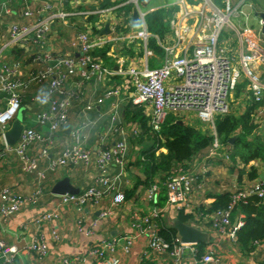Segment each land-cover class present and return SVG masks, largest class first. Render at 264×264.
I'll list each match as a JSON object with an SVG mask.
<instances>
[{
    "label": "built area",
    "instance_id": "obj_1",
    "mask_svg": "<svg viewBox=\"0 0 264 264\" xmlns=\"http://www.w3.org/2000/svg\"><path fill=\"white\" fill-rule=\"evenodd\" d=\"M249 0H176L167 8H173L172 17L168 21L169 40L164 37L157 43L163 50V62L153 68L138 70L135 67L117 70L107 67L103 62L92 55V51L101 47L105 39L93 33L95 26L87 27L75 37L77 56L57 57L52 64L43 70L29 72L27 80L22 83L14 79L21 70L19 63L0 66V95L7 98L6 108L0 110V134L16 117L21 110L22 99L20 88H26L31 84L41 86L44 89L47 101V110L39 112L36 121L41 126H47L49 131L55 132L66 125L68 111L72 98L75 97L65 89L67 78L79 75L82 80L88 81L98 78L105 81L112 76H125L130 79L133 91L129 96L133 105L145 104L151 107L149 114V126L154 132L172 114L179 117L180 114L193 112L199 122L205 126V133L212 137V146L203 157L201 177L207 172L209 164L213 160H230V151L218 140L215 122L218 118L229 114L235 115L237 103L233 100V94L238 86L242 87L243 98L248 104H254L251 112V120L255 124L264 123V83L261 80L260 70L264 68V35L260 27L257 31L250 27L234 24L243 14L242 6ZM137 6L138 0H131ZM250 6V5H249ZM48 6L42 7L41 12H47ZM139 11V24L133 39H138L143 47L145 56H151L152 51L147 48V39L150 34L146 31L145 15ZM5 13H9L7 10ZM40 13V12H38ZM31 12L25 11L22 16L29 18ZM65 14H47L45 18L33 24H14L9 26V43H16L22 39L31 40L35 44L44 41L50 32L51 23L56 18H64ZM0 43V54L4 49ZM112 92H106L110 96ZM98 99L97 103H101ZM234 102V103H233ZM247 106L241 109V115ZM92 105H86L90 110ZM116 116V112H114ZM236 116V115H235ZM86 127V126H85ZM83 128V126H82ZM80 129L75 131L78 135ZM106 132L100 142L105 143ZM38 133L31 128L24 127L19 140L11 148L3 143L5 149H13L20 161L22 173L34 174L38 179L37 187L30 197V202L35 204L42 194L41 182L45 180V173L40 170L36 158L27 155V150L32 143L43 141ZM4 141V138H3ZM48 143V144H47ZM45 147L40 153L41 157L48 154L50 141L45 140ZM128 145L125 140H118L108 146L99 149L93 156L92 153L80 146L64 149L60 156L48 163V170H54L63 165H89L93 158L98 169V175L92 186L77 195L65 194L59 196L63 205L73 204L78 211L86 205H98L104 196L113 194L112 206L124 203V195L115 188L114 180L110 176L111 166L120 170L124 169L127 162ZM258 162V161H257ZM257 162L254 163L257 169ZM259 179L251 182L247 187H238L232 190L231 201L227 209L217 210L212 213L198 211L199 221L208 220L214 231L236 246V231L242 223L232 225L231 212L250 196L264 199V172H259ZM198 173L190 167L184 170L179 167L163 182H155L146 189L143 201L155 202L156 196L162 191L165 193V205L163 208L174 210L188 208V203L197 185ZM1 180V172H0ZM23 198L4 187L0 192V222L5 223L16 215L23 205ZM163 208L152 206L149 213L141 216L132 223L133 228L140 234H147L146 246L148 251L156 254H167L172 264H178L185 253L193 259V264H222L221 259L210 250L197 255L196 244L181 242L177 235L173 245L169 246L157 233L158 218ZM108 210L100 213V218H106ZM56 213L42 214L38 223H44L56 219ZM86 235L90 231L85 232ZM53 239L57 240L56 232H52ZM125 251L130 244L126 242ZM257 246L259 243H256ZM27 249L41 257L47 253V246L41 236L35 237ZM115 242L103 241L99 246L91 250L90 257L97 264H122L111 256L114 253ZM20 250L15 245H7L0 236V257L2 264H15V259ZM109 255V256H108ZM74 260L64 259L63 264H73Z\"/></svg>",
    "mask_w": 264,
    "mask_h": 264
},
{
    "label": "crops",
    "instance_id": "obj_2",
    "mask_svg": "<svg viewBox=\"0 0 264 264\" xmlns=\"http://www.w3.org/2000/svg\"><path fill=\"white\" fill-rule=\"evenodd\" d=\"M120 1L0 0V43L5 46L0 54V66L19 63L21 70L14 79L24 83L29 72L43 70L52 64L54 58L77 56L75 37L79 29L90 26H95L97 35L105 39L104 44L99 48L105 49L106 56L113 60L112 69L117 70L121 63L124 69L133 66L143 70L150 69V66L152 68L159 66L163 62V56L158 57L153 53L151 56H145L142 43L132 38L138 26H132V15L130 30L124 32L122 29H117L118 25L122 24V18L118 16L117 9L126 3H131L133 11L137 7L141 12L149 13L167 8L176 0H138L137 6L131 0ZM46 6L49 8L48 11L41 12V8ZM6 10L9 13H5ZM25 11L31 12L32 15L29 18L23 17L22 14ZM51 13L65 14V16L54 19L50 32L46 34L43 42L35 44L31 40L22 39L16 43H9V26L12 23L33 24ZM88 17L96 19L87 22ZM248 23V27L254 26L250 21ZM254 23L257 25V22ZM106 25H108V34H102L101 31ZM256 28L258 30L259 27ZM167 36L165 35L170 42L169 35ZM65 89L75 94V97L70 103L66 125L55 132L49 131L47 126H41L36 121L37 114L47 110L44 89L35 84L19 89L22 99L20 122L24 127L33 129L43 139L50 141L46 157L40 156L46 145L45 140L32 143L27 150L28 156L39 160V168L45 173V180L41 182L43 191L35 204L30 202V197L37 187L38 179L34 174L22 173L18 157L13 149H5L0 134V192L4 187H8L24 201L16 215L5 223L0 222L1 238L7 245H15L20 250L15 264H63L64 259L74 260L73 264H97L90 257L89 252L103 241L115 242L114 253L111 256L122 264H172L167 254L160 255L148 251L147 234L138 233L132 226L134 221L149 213L150 208L156 206L161 197L165 198V193L162 191L158 194L154 204L148 203L143 201L145 186L142 184L137 186V182L144 179L138 159L142 151L149 149L151 143L145 136L139 140V136L136 135V124L124 120L125 108L130 105L129 96L133 91L130 79L125 76H112L105 81L98 78L84 81L79 75H75L67 78ZM108 91L113 94L105 96ZM235 94H237L236 97L238 95L241 97L235 112V115L239 116L241 109L247 106V101L243 98L242 88L239 92L236 90ZM98 99H102L99 104ZM6 101L5 95L1 94L0 110L6 108ZM88 104L92 105L90 110L85 109ZM141 106L149 115L151 107L145 104ZM178 118L185 125L205 131V126L199 122L193 112L180 114ZM10 124L4 128L3 132L9 129ZM77 129H80L78 135L75 134ZM106 132L108 133L105 143H101L100 139ZM254 136L264 137V123L257 125L251 134V137ZM118 140H125L128 145L127 162L122 170L111 166L109 173L114 180L116 190L121 193L132 191V197L119 206H112L113 194L110 193L104 196L98 205L88 204L81 211H78L73 204H61L60 195L51 193L52 187L63 178H68L70 184L78 189L79 193L83 192L94 184L98 175L95 159L93 158L89 165L67 164L57 166L54 170H48V163L57 159L64 149L73 146H80L94 156L99 149ZM159 152L165 153V150L160 149ZM202 159L194 158L186 165L187 170L192 167L199 176L197 181L199 188L194 187L188 208L177 211L168 207L163 208L164 202L158 225L172 228L171 223L179 221L177 215L179 211H182L184 215H190L191 220L188 223L180 222L201 231L208 237L206 243L202 244V254L211 250L221 259L222 264H264V241L257 246V253L246 255L226 237L217 234L210 221L198 220V208L209 207L218 194L251 184L244 177L238 184L233 165L224 159L213 160L204 177H201V170L205 165ZM257 167H259L258 172H264V162L258 161ZM158 179L155 178V180ZM104 210H108L109 214L106 218H100V213ZM46 213H56L57 218L39 224L38 219ZM235 221L242 223L238 210L233 214L232 225ZM87 230L90 231L89 235L85 234ZM54 231L57 234V240L53 239ZM38 236L44 239L47 246V253L41 257L27 249L32 240ZM127 241L130 244L125 251ZM196 245L195 248H197ZM181 258L178 264H193L189 253H185ZM0 264H2L1 257Z\"/></svg>",
    "mask_w": 264,
    "mask_h": 264
},
{
    "label": "trees",
    "instance_id": "obj_3",
    "mask_svg": "<svg viewBox=\"0 0 264 264\" xmlns=\"http://www.w3.org/2000/svg\"><path fill=\"white\" fill-rule=\"evenodd\" d=\"M127 1L121 0L120 2ZM188 1L192 2V0ZM174 11L173 8H162L145 15L146 31L150 34L147 39V48L158 57L163 56V50L158 45L155 37L162 40L168 34V21ZM117 12L119 13L118 16L122 18V24H119L117 29H122L124 32L130 30L133 5L126 3L119 7ZM95 19V17H88L87 22ZM83 30H85L84 27L79 29V33ZM97 32L94 29L93 33L97 34ZM92 55L100 59L107 67L114 66L113 60L106 56L105 49L95 48ZM240 89L241 85L238 86L237 92ZM129 104L125 108L124 120L136 124V135L139 136V140H142L145 136L151 143L149 149L142 151L138 159L144 179L137 182V186L142 184L147 189L155 182H163L177 168L182 167L186 170V165L194 158H203L207 155L212 146V137L205 132L183 123L179 124V118L172 114L168 115L160 130L154 132L149 126L150 117L145 113L143 107L133 105L131 102ZM254 106L250 103L242 115L229 114L218 118L215 122L218 140L230 151V161L233 169L237 171L236 182L238 184L241 183L243 177L250 183L259 179L260 174L254 163L257 161L264 162V137H251L257 127V124L250 118ZM231 138H234V140L230 143ZM160 149H164L165 153L159 152ZM156 177L159 179L155 180ZM232 190L218 194L209 207L201 206L198 211L212 213L227 209L231 201ZM122 193L124 201L130 199L133 195L132 191ZM164 202L165 198L161 197L155 207L161 208ZM236 210L239 211L242 221V226L236 231V247L243 254H255L258 252L256 243L264 241V199L250 196L238 203L231 212V222ZM177 219L183 223H188L191 216L184 215L182 211H179ZM157 233L169 246L173 245V241L177 236L174 229L164 225L158 227ZM196 246L197 255L199 256L202 254L203 245L197 244Z\"/></svg>",
    "mask_w": 264,
    "mask_h": 264
},
{
    "label": "water",
    "instance_id": "obj_4",
    "mask_svg": "<svg viewBox=\"0 0 264 264\" xmlns=\"http://www.w3.org/2000/svg\"><path fill=\"white\" fill-rule=\"evenodd\" d=\"M63 1L66 2L67 0H63ZM262 8L263 11L255 12L254 17L258 18V20L261 21L260 30L264 35V4L262 5ZM138 23H139V11L136 9L132 13V26L136 27ZM101 33L108 34V25L105 26V28L101 31ZM178 123L182 124L181 121H178ZM23 128L24 125L20 122L19 119H14L11 122L9 129L3 133L4 142L7 147L11 148L17 143ZM233 140L234 138H231L229 142L231 143ZM51 193L60 196L65 194L77 195L79 191L70 184L68 178H63L62 180L56 182V184L52 187ZM236 224L237 221L234 222L233 226H236ZM171 227L176 231L181 242L184 243L205 244L208 239L206 234L202 233L201 231L193 227L183 224L177 220L171 223Z\"/></svg>",
    "mask_w": 264,
    "mask_h": 264
},
{
    "label": "rangeland",
    "instance_id": "obj_5",
    "mask_svg": "<svg viewBox=\"0 0 264 264\" xmlns=\"http://www.w3.org/2000/svg\"><path fill=\"white\" fill-rule=\"evenodd\" d=\"M263 4H264V0H249L248 2H246L242 6V9H241L243 14L236 21L234 20V24L238 25L239 27H241L240 25L248 27V25H249L248 22L250 21V23L254 25L252 27L250 26L251 29L257 31L256 27L257 26L259 27V20H258V18L254 17V13L255 12H259V11H263V8H262ZM254 22H257V25ZM150 68H152V66H150ZM260 71H261L260 72L261 80L264 83V68H262ZM244 85H245V82H243L241 84V88ZM236 96H237V94H233V100H234L235 103H237L239 101V99L241 100V97L239 95H238V97H236ZM15 119H21V111H19L17 113ZM227 163L231 164V161L229 160V161H227ZM233 172H236L235 174H237L236 169L233 170Z\"/></svg>",
    "mask_w": 264,
    "mask_h": 264
}]
</instances>
